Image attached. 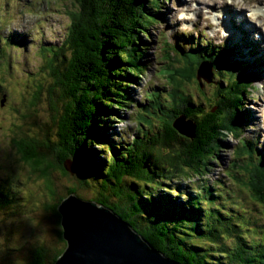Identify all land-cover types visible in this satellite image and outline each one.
Masks as SVG:
<instances>
[{"label":"trees","instance_id":"1","mask_svg":"<svg viewBox=\"0 0 264 264\" xmlns=\"http://www.w3.org/2000/svg\"><path fill=\"white\" fill-rule=\"evenodd\" d=\"M73 1L77 9L69 14L70 24L63 42L60 45L46 46L41 49L50 51L54 59L63 47H67L71 53L69 67L61 73L59 83L64 89V97L71 99L61 119V144L56 146V149L54 147L52 149L49 142L45 144L47 149L40 151L37 147L27 148L24 142V145L20 147L23 159L26 163H30L33 172H39L40 176L46 180L44 186L52 193L55 192L51 181L54 167L64 176L72 175L65 169L66 161L78 164V174L80 173L83 177L81 179L78 176L81 184L88 178L102 177L100 180L102 187L109 183L111 192L118 197L120 204L113 205L115 212L117 211L116 213L128 221L143 239L182 264L209 263L207 257L202 255L203 258H201L200 251L187 248L186 237L192 240L193 236L216 246L217 250L214 254L219 255L218 260L220 262L223 260L222 264H234L238 261L242 264H264V240L257 241L251 238L250 234L244 233L246 219L240 215L230 214L225 205L218 203L217 198L222 195L221 183L218 182V188L215 190L217 196L214 192L206 195L209 186L196 190V197L190 199L191 209L197 210L195 213L188 211L186 203L178 207L177 197L169 200L168 204L162 197H154L149 193L145 194L144 199H139V195L133 194H139L138 192H130L121 186L126 177H131L137 182H146L150 188L157 190L160 183L155 177L159 173L162 177L165 176L164 174L171 173L183 175L186 169L205 176L211 160H220L218 152L225 145V136L232 135L235 139H239V145L234 150L236 156L248 157L249 163H243L241 168L250 172V179L247 182L238 176H235L233 180L235 184H245L246 189L262 206L264 214V155L258 158V163H254L253 150L257 140L243 137V129L248 125L247 116H250V112L242 109L251 89V81L245 76L249 62L229 61L230 50L218 52L215 49L218 47L215 45H212L210 50L201 49V46L197 49L190 47L194 53L183 55L186 49L179 43L174 44L172 47L175 55H183L178 61L185 65L178 67L172 63L173 59L169 58L170 62L164 73L167 83L172 86L171 89L167 91L163 102L161 100L163 92H146L147 102L139 111V116L149 129L144 132L143 139L135 138L133 146L121 150L116 142L106 140L107 136L102 123H106L108 118L120 108L137 103L136 100L133 103L130 95L131 86L138 84L140 76L145 74L148 67L143 63V49H148L146 47L149 44L148 40L153 37L149 31L152 22L155 18L159 19L154 14L159 9L151 10L149 4L157 6L159 0ZM32 3L37 4L36 0H32ZM189 38L193 39V36L190 35ZM199 50L204 53L206 51L210 57L207 59L205 55L196 54ZM54 62L47 63L50 65V75L58 79L60 78L56 71L58 67L54 65ZM210 67L213 70L212 74L209 72L210 78L201 77L202 81H205L201 82V87L203 84L212 83L210 94L202 90L204 93L202 102L204 105H209V109H202L201 106L204 105L201 101L191 100L187 83L194 76H198L201 68L209 70ZM163 104L187 106L192 110L190 114L184 113V116L188 118L186 120L191 123L182 119L187 128L185 134L180 132L182 129L178 126L179 124H177L178 129L173 125L178 118L177 113L167 114L170 120L165 119ZM156 110L163 115L159 116ZM153 112L157 113V119L164 122V125L163 130L156 135L157 139H150L152 142L148 143L144 139H148L151 128L155 129L158 126L151 117ZM93 123L96 133L93 136L97 138L89 135L88 130ZM193 133V137L190 136ZM88 141L95 143L100 141L109 150L111 156L107 157L105 166L102 163L105 168L103 173L99 170L100 165L97 168L92 166L97 163L96 151L91 150L90 158L85 156L89 152ZM156 146L171 148L172 152L162 154ZM52 152L56 153L54 158L51 156ZM123 162L129 164L127 169H119L125 165ZM152 165L155 168L161 165L162 167L159 168L160 171H156ZM228 175L231 177V170L228 171ZM154 179L157 184L151 183ZM223 188L225 189V186ZM135 190L143 193L142 189L137 187ZM123 191L128 192L127 198L123 197ZM173 191L175 192L174 189ZM2 192L3 189L0 192L3 198L5 193ZM70 193H77V188H69L68 194ZM99 200L106 202L102 198ZM61 201L63 197L57 202L56 209L52 203L49 205L60 219L58 206ZM203 201L208 207L204 208L203 218L195 220L194 214L199 217L203 210L200 206ZM58 222L61 224L60 221ZM134 225L142 226L144 231L138 230ZM179 228L186 231L184 235L176 232ZM250 232H253L252 227ZM62 233L61 230L60 237ZM45 251L43 247H38L30 264H52L62 254L58 251L50 258L51 260L47 261ZM193 258L200 261L195 262Z\"/></svg>","mask_w":264,"mask_h":264},{"label":"rangeland","instance_id":"2","mask_svg":"<svg viewBox=\"0 0 264 264\" xmlns=\"http://www.w3.org/2000/svg\"><path fill=\"white\" fill-rule=\"evenodd\" d=\"M198 1L159 0L157 6L149 4V9H159L154 13L159 19L155 18L152 22L149 31L153 37L148 40L149 44L146 45L148 49H143V63L148 65L147 70L143 76H140L138 84L131 86L130 95L133 103L135 100L137 103L120 108L108 118L106 123H102L107 136L106 140L116 142L121 150H125L134 145L135 138L143 139L144 132L149 127L140 118L139 111L143 109V105L147 102L146 92H163L161 97L163 102L167 91L172 87L171 84L167 83L164 73L168 68L169 58L173 59L172 63L174 65L183 67L185 63L178 61V59L183 55L194 53V50H190V47L197 49L199 46L196 44L185 46L186 53L176 56L172 47L174 44L179 43L183 46L182 41L188 43L198 41L201 49L210 50L211 45L222 43V49L215 48L218 52L235 48V52L230 53L229 61L243 60L250 62L245 76L251 81V89L242 106L243 110L250 112V116H247L248 125L243 129V137L257 140V145L253 150V162L258 163V158L264 155V80L258 81L259 77H255V73H253L254 71L260 72L253 60L255 52L252 53L249 52L250 49L243 48V53L239 55L235 45L238 42L236 36L222 39L217 34L218 42L214 43L210 35L213 31L212 27L220 18L217 13H213L206 20L207 15L202 12V9L211 4L225 5L226 1L210 0L207 2L200 0L203 6L200 10H194V4L197 5ZM17 3L19 4L17 5ZM36 3H32V0H0V192L3 189L2 193H5L4 200L0 194V264H30L38 247L46 249L45 258L47 261L51 260L50 258L56 252L64 251L66 240L60 237L59 234L62 230L61 224L58 222L60 218L49 208L50 203H52L56 209V204L62 197L65 200L71 194H75L74 196L78 198L103 204L114 211L115 207L113 205L120 204L117 195L111 192L109 183L104 188L102 187L100 181L102 177H91L81 184L80 178L83 177L80 173L78 174V164L73 161H66L65 163V169L72 172L70 177L64 176L59 169L53 168L51 181L55 192L52 193L44 186L46 180L40 176L39 172H33L30 163H26L23 159L20 147L24 145V142L27 148L37 147L40 151L47 149L45 147L46 143L50 142L52 149L53 147L56 149V146L61 144V119L71 101V99L64 97V89L59 85L61 73L69 67V60L71 59L69 49L63 47V50L56 56L58 61H56L57 58L51 57L52 53L50 51L41 49L46 48V46L60 45L63 42L70 24L69 14L77 9V5L73 0H36ZM235 5L239 4L235 3ZM240 5L245 6L244 8L249 7L248 3H244V0ZM245 14L249 16L246 11L244 17ZM175 19L180 24L179 28L185 31L180 35V39L172 33L176 27L173 25ZM207 22L211 24V27L207 25ZM17 29L21 30L22 33L24 32V34L21 36L20 33H17ZM201 29L206 31L207 35L205 37H202ZM225 29L228 31L226 27ZM190 35L193 36V39L189 38ZM253 35V40L262 49V44L259 41L261 33L256 30L253 31ZM27 37L28 41H26ZM261 49L260 52L263 55L264 51H261ZM196 54L205 55L207 59L210 57L206 51L204 53V51L199 50ZM47 62H54V65L58 67L56 71L60 78L57 79L50 75L51 69ZM252 63H254L253 66H251ZM262 69L264 70V61ZM209 70L203 68L199 71L198 76H194L187 83L192 101L202 102L204 98L203 91L210 94V84L212 83L203 84L201 87V82L205 81H202L199 77L201 72V75H205L209 79ZM202 105H204L203 102ZM164 106V116L167 121L170 120L167 114L177 113V117H181L185 115L184 113H192V110L187 106ZM201 108L209 109V105L206 104ZM156 111L159 116L163 115L159 110ZM251 112L253 115H251ZM157 113L153 112L151 115L158 126L155 129L151 128L148 139H144L148 143L152 142L150 139H157L156 135L163 130L164 122L157 119ZM185 117L188 119L187 116ZM88 131L92 138H97L93 136L96 135L94 123ZM179 139L184 138L179 137ZM224 141L225 145L218 152L220 160H211V165L206 170L207 175L205 176L186 169V173L183 175L171 173L164 174L165 176L162 177L159 173L155 177L160 183L157 190L150 188L146 182H137L131 177H126L121 186L130 192H138L139 194H133L135 196L139 195V199H144L145 194L149 193L154 197H162L164 202L168 204L169 200L177 197L178 207L184 206L186 203L188 211L195 213L197 210L191 209L190 199L196 197V190L209 186L206 195L214 192L217 196L215 190L218 188L217 184L219 182L221 183L222 198H217L218 203L225 205L230 214L240 215L246 219L244 233L250 234L251 238L257 241L264 240L262 206L256 201L252 193L246 189L245 184H235L233 180L235 176H238L246 182L249 181L250 172L241 168L243 163L248 162V157L240 156L238 158L236 156L234 150L239 145V139L227 135ZM87 146L89 152L86 153V158L91 157V150L92 152L96 151L97 163L92 164V166L97 168L100 165L99 170H102L103 173L107 157L111 156L107 146L100 141L96 143L88 141ZM156 148L162 154L172 152L171 148L159 146H156ZM180 148L182 149V147ZM55 154V152H52L51 156L54 158ZM102 163H104V166ZM123 163L125 165L119 167V169L129 167V164ZM161 167L162 165L155 168L152 165V168L156 171H160L159 168ZM229 170H231V177L228 175ZM151 183L157 184V181L154 179ZM223 186H225V189ZM72 187L77 188V193L68 194V189ZM136 187L142 189L143 193L135 190ZM127 194L128 192L123 191L124 198L128 197ZM99 198L104 199L106 202H100ZM200 206L203 210L199 217L194 214L193 218L195 220L203 218L204 208L208 207L205 201L200 203ZM134 226L138 230L144 231L142 226ZM251 227L253 232H250ZM176 232L179 235H184L186 231L179 228ZM245 240L248 243L247 239ZM185 242L187 248L200 251L201 258H203L202 255L208 258L209 263L204 262V264H222L223 260L220 262L218 260L219 255L214 254L217 250L216 246H212L205 240L200 241L194 236L192 240L186 237ZM193 260L195 262L200 261V259L194 258ZM234 264L242 263L238 261Z\"/></svg>","mask_w":264,"mask_h":264},{"label":"water","instance_id":"3","mask_svg":"<svg viewBox=\"0 0 264 264\" xmlns=\"http://www.w3.org/2000/svg\"><path fill=\"white\" fill-rule=\"evenodd\" d=\"M182 119L191 123L182 115L173 125L178 129L179 124L185 134ZM74 195L58 206L66 248L52 264H182L143 239L113 209Z\"/></svg>","mask_w":264,"mask_h":264},{"label":"bare ground","instance_id":"4","mask_svg":"<svg viewBox=\"0 0 264 264\" xmlns=\"http://www.w3.org/2000/svg\"><path fill=\"white\" fill-rule=\"evenodd\" d=\"M209 2L210 0H204ZM225 5H208L202 9V12L207 15L206 20L210 18V14L217 13L218 17L220 18L218 22L212 27L213 31L211 33V40L215 43L218 42L217 40V34L222 39H229L234 36L238 38V42L235 43L237 47L238 54L241 55L243 53V48H248L254 53V61L258 69L260 70L259 73H255L254 76H258V81L264 80V70L262 69V63L264 61V54L262 55V52H260L261 46L258 45L252 37L253 31L259 30L261 33V36L259 38V41L262 44L261 51H264V0H244V3H248L249 7L244 8L241 4L243 0H225ZM235 3L239 5H235ZM19 3H17L18 5ZM206 4V3H205ZM203 6V3L199 0L198 4H194V10H200ZM245 10L249 11V16L245 14V17L243 16L245 13ZM16 11V10H15ZM220 11V12H219ZM238 16L237 18H235ZM37 17V16H36ZM173 25L176 27L173 30V34L179 37L180 35L185 33V31L181 30L179 28L180 24L175 19ZM207 25L211 27V24L207 22ZM225 27L228 29V31L225 29ZM16 30V29H15ZM202 30V37H205L207 35L206 31L204 29ZM17 33H20L22 36L24 32L22 33L21 30L17 29ZM18 35V34H17ZM19 35V36H20ZM26 41H28V37L26 38ZM183 46H188L191 43H188L187 41H182ZM200 42H194V45H200L198 44ZM187 44V45H184ZM217 46H222V43H215ZM246 51V50H244ZM248 62V61H246ZM245 62V63H246ZM250 64V62H249ZM254 63H252L251 66H253ZM203 74H205L202 71ZM199 74V71H198ZM201 74V72H200ZM264 82V81H263ZM262 84V83H261ZM56 262V261H54ZM52 262V263H54Z\"/></svg>","mask_w":264,"mask_h":264}]
</instances>
